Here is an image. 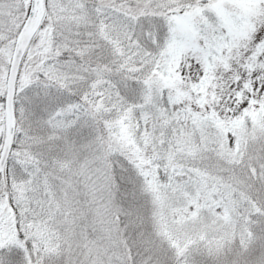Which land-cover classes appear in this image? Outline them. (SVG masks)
<instances>
[{
    "label": "snow or ice",
    "instance_id": "snow-or-ice-1",
    "mask_svg": "<svg viewBox=\"0 0 264 264\" xmlns=\"http://www.w3.org/2000/svg\"><path fill=\"white\" fill-rule=\"evenodd\" d=\"M0 264H264V0H0Z\"/></svg>",
    "mask_w": 264,
    "mask_h": 264
}]
</instances>
